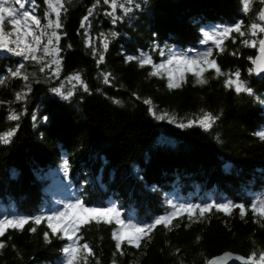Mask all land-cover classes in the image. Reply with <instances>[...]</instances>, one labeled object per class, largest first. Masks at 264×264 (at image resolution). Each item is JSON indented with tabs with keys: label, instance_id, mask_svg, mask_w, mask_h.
<instances>
[{
	"label": "trees",
	"instance_id": "trees-1",
	"mask_svg": "<svg viewBox=\"0 0 264 264\" xmlns=\"http://www.w3.org/2000/svg\"><path fill=\"white\" fill-rule=\"evenodd\" d=\"M36 1L42 17L44 2ZM117 3L132 10L113 11L111 0H65L57 29L59 75L50 68L40 71L44 60L0 52V134L15 129L9 143L0 141V219L50 215L79 199L89 207L115 206L122 219L143 225L180 202L231 201L248 209L243 218L239 208L231 215L213 209L199 219L197 211L192 221L185 215L169 228L158 225L139 249L125 243L117 251L111 236L115 226L93 222L78 234L80 243L93 250L86 264H208L226 251L245 257L256 251L258 258L264 251V218L250 205L264 197V139L258 135L264 132V72L249 71V57L258 49L242 40L253 39L249 25L260 0H252L247 13L243 0ZM239 21L245 37L233 32L220 46L223 51L213 41L204 43L210 28ZM208 49L222 72H240L251 94L226 88L228 76L216 78L214 70L205 72L206 84L188 74L179 88L170 89L165 73L149 75L151 65L127 60L145 52L158 64L169 56L167 50L196 55ZM100 55L103 63H98ZM20 65L27 81L11 75ZM75 74L83 84L73 79L71 88H62L71 97L51 91ZM17 93L25 98L17 100ZM206 112L217 117L211 128L180 127ZM12 113L19 119L9 120ZM53 177L60 181L56 189L49 186ZM0 241L5 244L0 264H61L62 249L71 243L51 233L46 221L30 222L22 231L9 229Z\"/></svg>",
	"mask_w": 264,
	"mask_h": 264
},
{
	"label": "snow or ice",
	"instance_id": "snow-or-ice-1",
	"mask_svg": "<svg viewBox=\"0 0 264 264\" xmlns=\"http://www.w3.org/2000/svg\"><path fill=\"white\" fill-rule=\"evenodd\" d=\"M48 11L45 12L46 23L42 25L41 17L36 14L35 0H0V48L7 49L8 51L14 52L16 55L24 57V59H31L33 61H43L48 56L56 57L59 54L60 49L56 46L59 44L60 35L57 29L62 27L61 24V11L64 8L65 0H45ZM99 3V0H97ZM107 2V0H106ZM32 3L33 8L29 9L26 7L27 4ZM126 3L131 4L132 0H126ZM252 0H243L242 10L247 13L250 11V5ZM260 3L264 5V0H260ZM95 7V6H94ZM111 7L113 11L117 7L124 9L125 13L130 12L132 9L125 7L124 3H117V0H111ZM54 13V18L52 14ZM92 15V10L89 11L88 15L83 18L81 27L85 26V23L89 20V16ZM259 21V22H257ZM115 22V21H113ZM6 24L11 26L10 31H6ZM51 30L50 32L48 30ZM243 29V21L235 23L233 26L224 28L223 30L216 33H206V39L204 43L213 41L218 47L222 46L224 40L229 38L230 35L235 32L240 37H245L246 33ZM258 33H264V7L261 8L257 14L256 19L249 25L248 34L253 39H243L242 43L246 47L258 49V55L253 58L249 57L252 61L254 68H250V72L262 73L264 72V38L257 41L256 37ZM112 35H115L113 33ZM47 37L46 43L44 38ZM55 42V43H54ZM235 42V40H233ZM14 45V47H13ZM41 45L43 47L41 48ZM89 46L90 41H89ZM108 43L105 39L104 50H107ZM223 51V48L220 47ZM42 51L43 55L38 56L37 53ZM95 54V53H94ZM234 54V53H233ZM160 55H167L161 52ZM213 52L211 49L198 53L196 55L188 54H171L166 60L161 63H155L151 56H145L141 54L140 57L128 56V61L138 60L141 67L145 65H151L153 71L149 75H161L166 73L167 75V86L172 88H179L181 83L185 81L188 74H192L196 79L195 82L198 84H206L208 81L204 78L205 72L214 70L215 77L218 78L221 75H227L228 79L224 81V86L229 89H233L237 94L249 93L251 94L252 89L247 87L245 82L240 79V72L237 70L234 73L225 74L222 72L220 66L217 64L215 59H211ZM104 56L100 55L98 63H103ZM60 60L53 59L51 63L45 64L40 71H44L45 68H51L52 64L56 65V75H59L60 71ZM24 65H20L17 71L11 73L13 77H22L23 80L29 79L27 74H24L21 70ZM110 73L104 74V82L109 83ZM235 77L233 79L232 77ZM71 79L81 81L80 75L75 74ZM0 83H3L0 80ZM85 91H87V85H83ZM30 90V89H29ZM52 92L62 95L65 99H68L73 95L72 92L64 94L61 87L51 89ZM25 94L17 93L16 99H24ZM119 103V101H116ZM145 103L151 104L150 100H145ZM156 115L155 112L152 113ZM167 114L159 116V119H164ZM9 120H18L19 115L12 113L8 116ZM35 120L36 117L33 116ZM45 119H47L45 117ZM217 117L210 112H206L198 120H190L187 125L180 124V127L191 126L193 124H199L205 129H209L215 123ZM15 134V129L10 130L4 134H0V141L4 144L10 142V139ZM258 135L264 139V132L258 133ZM67 166V161H65ZM234 208H239L240 215L243 218L248 209L243 204H233L228 201L225 203H206V204H174L172 210L163 216L156 218L150 224H136L131 220L125 221L121 218L120 211L115 207H89L84 204L82 200H75V202L68 203L63 211L53 212L50 215H37L35 217L28 216H5L0 219V237H3L9 229L23 230L25 225L34 223L40 225L46 221L47 228L51 230V233L58 235L59 238L71 241L63 247L62 251L65 254V264H80V260L83 259L85 264L88 257L93 255V250L88 243H80L82 238L81 229L85 226L91 225L93 222L99 224L101 221L108 225H114V230L111 233L112 239L115 241V248L117 251L121 250V246L125 243L129 246H134L139 249L141 242L150 236V233L158 226L163 225L165 228H169V225L176 218H182L185 215L189 221L193 220L197 211L199 212V218H203L206 213L211 212L213 209L219 212H223L226 215H231ZM251 211L254 215H258L264 218V197L253 201L250 205ZM33 233L36 231L35 227L30 229ZM45 240H49V233H44ZM5 244L0 241V249H3ZM123 254V252H121ZM235 259L237 261H244V264H264V251L259 252L257 258V252L252 251L250 255L245 258L243 256L233 257L232 253H225L222 257H216L214 260L208 261V264H218V262H226L229 259ZM112 264H116L113 260Z\"/></svg>",
	"mask_w": 264,
	"mask_h": 264
},
{
	"label": "rangeland",
	"instance_id": "rangeland-1",
	"mask_svg": "<svg viewBox=\"0 0 264 264\" xmlns=\"http://www.w3.org/2000/svg\"><path fill=\"white\" fill-rule=\"evenodd\" d=\"M126 0H124V2H125ZM43 2H44V6H43V14H42V17L38 14V8H39V6H40V4H39V2H37L36 0H35V9H36V14L37 15H39L40 17H41V23H42V25L43 24H45L46 23V19H45V12H47L48 11V7H47V4H46V2H45V0H43ZM26 7L27 8H29V9H31V8H33V4L32 3H29V4H27L26 5ZM52 18H54V13L52 14ZM6 31H10V29H11V26L10 25H7L6 24ZM224 28H226L225 26H215V27H212V28H210L209 30H208V32L207 33H209V32H211V33H216V32H219V31H221V30H223ZM49 32L51 31L50 29L48 30ZM58 32V31H57ZM59 34V33H58ZM46 41H47V37H45L44 38V43H46ZM55 43V42H54ZM57 46V45H56ZM13 47H14V45H13ZM43 47V45H41V48ZM0 52H5V53H14V52H11V51H8L7 49H3V48H0ZM167 52H168V54L169 55H171V54H177V55H179V54H182L181 52H175V53H172L170 50H167ZM15 54V53H14ZM141 54H144L145 56H149L147 53H145V52H143V53H141ZM141 54H140V56H141ZM16 55V54H15ZM37 55L38 56H42L43 55V52L42 51H40V52H38L37 53ZM16 56H18V57H21L22 59H24V57H22V56H19V55H16ZM168 58V57H167ZM167 58H164L162 61H164V60H166ZM53 59H59V56H56V57H53V56H48V57H46L45 59H44V61H45V64H48V63H51V61L53 60ZM60 60V59H59ZM51 69V71L55 74V72H56V65L55 64H52V67L50 68ZM166 74V73H165ZM56 75V74H55ZM167 76V75H166ZM73 77V76H72ZM72 77H67V79L68 80H66V82L64 83V85L62 86V88H66V89H69V88H71L72 86H73V82H72V80L73 79H71ZM76 81V80H75ZM52 181H53V183L52 184H50L49 186H51V188L52 189H56V188H58L59 187V180H58V178L57 177H53L52 178ZM262 198V197H261ZM62 199L65 201V200H67V198L66 197H62ZM179 204H183L182 202H180ZM59 211H63V210H59ZM132 221V220H131ZM133 223H134V221H132ZM60 263L61 264H65V255L61 258V260H60Z\"/></svg>",
	"mask_w": 264,
	"mask_h": 264
},
{
	"label": "water",
	"instance_id": "water-1",
	"mask_svg": "<svg viewBox=\"0 0 264 264\" xmlns=\"http://www.w3.org/2000/svg\"><path fill=\"white\" fill-rule=\"evenodd\" d=\"M262 7H264V5L260 4L259 11L261 10ZM261 38H264V33L261 34ZM261 38H260V39H261ZM257 55H258V50H257V52L255 53V55H254L253 58H255ZM254 67H255V66H254L253 63H252V68H254ZM254 73H255V72H254ZM255 74H256L257 76L260 75V73H255ZM225 253H232V252H230V251L222 252V253H220V254H217V255H215V256H212V257L209 259V261H210V260H214L216 257H222ZM232 254H233V257H235V256H243V255L238 254V253H232ZM243 257H245V256H243ZM245 258H247V257H245ZM242 262H244V261H237V260H235V259L233 258V259H229V260L226 262V264H239V263H242ZM218 264H224V262H218Z\"/></svg>",
	"mask_w": 264,
	"mask_h": 264
}]
</instances>
